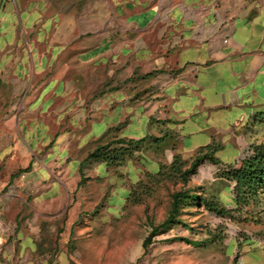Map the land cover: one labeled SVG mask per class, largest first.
Instances as JSON below:
<instances>
[{
  "label": "crops",
  "instance_id": "obj_1",
  "mask_svg": "<svg viewBox=\"0 0 264 264\" xmlns=\"http://www.w3.org/2000/svg\"><path fill=\"white\" fill-rule=\"evenodd\" d=\"M263 114L264 0H1L0 264H80L98 145L167 135L152 172L215 144V181Z\"/></svg>",
  "mask_w": 264,
  "mask_h": 264
},
{
  "label": "rangeland",
  "instance_id": "obj_2",
  "mask_svg": "<svg viewBox=\"0 0 264 264\" xmlns=\"http://www.w3.org/2000/svg\"><path fill=\"white\" fill-rule=\"evenodd\" d=\"M240 142L237 159L226 167L241 165L253 155L254 146L264 145V117L242 129ZM152 152V145L145 144L133 159L110 166L109 171L99 163L87 171L98 176L88 189L101 194V200L81 207L88 212L77 222L84 230L80 264H264V186L242 206L236 203L235 182L223 178L222 170L212 176L218 180L207 178L203 183L197 170L185 185L171 172V163L159 166L161 175L146 176L144 169L150 170L146 161L158 156ZM130 161L137 171L129 167ZM183 189L198 193L225 213L186 206L178 217L182 224L154 237L144 250L142 243L151 227L164 221L172 195Z\"/></svg>",
  "mask_w": 264,
  "mask_h": 264
},
{
  "label": "trees",
  "instance_id": "obj_3",
  "mask_svg": "<svg viewBox=\"0 0 264 264\" xmlns=\"http://www.w3.org/2000/svg\"><path fill=\"white\" fill-rule=\"evenodd\" d=\"M264 117L263 115L256 116ZM255 118V119H256ZM167 137V135H165ZM149 137L138 141L117 139L111 140L102 145H98L92 152H90L84 161L80 163V174L81 180L79 185L81 186L85 181L89 180L83 177L82 168L88 162H104L107 166H117L126 160H130L136 152H139L145 144L152 145V151L159 156V152L162 151L164 138ZM218 146L213 144L206 146L198 151L194 158L190 159L189 162L183 161L181 156L174 155L170 164V170L172 173L177 175L185 185L192 176H194L198 168L205 162L217 165L219 161L214 157L215 152L218 150ZM157 156V157H158ZM223 178L229 181L235 182L234 193L236 196V203L242 206L247 205L249 197L254 194L259 186H264V145L254 146V153L247 160L243 161L241 165L237 167H225L221 169ZM146 176H159L162 173L160 168L156 172L146 171ZM195 202V203H194ZM196 208H205L208 211L214 212L217 215H222L225 211L218 208L214 203L209 200H205L204 197L198 195L194 191L183 189L175 192L171 198L170 208L167 213V217L162 223L157 226L151 227L149 235L145 238L142 243L144 250L152 243V239L158 235L171 230L176 225H181L182 222L178 217L183 213V209L186 206H193ZM187 207V208H188ZM184 241L187 244H192L186 239H174Z\"/></svg>",
  "mask_w": 264,
  "mask_h": 264
},
{
  "label": "built area",
  "instance_id": "obj_4",
  "mask_svg": "<svg viewBox=\"0 0 264 264\" xmlns=\"http://www.w3.org/2000/svg\"><path fill=\"white\" fill-rule=\"evenodd\" d=\"M224 42H226V40H224ZM237 167V166H234V168Z\"/></svg>",
  "mask_w": 264,
  "mask_h": 264
}]
</instances>
